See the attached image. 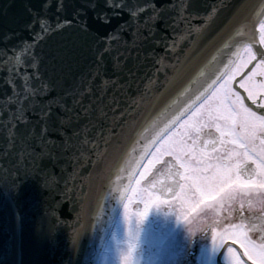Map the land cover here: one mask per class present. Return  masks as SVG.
<instances>
[{"label":"snow or ice","instance_id":"1","mask_svg":"<svg viewBox=\"0 0 264 264\" xmlns=\"http://www.w3.org/2000/svg\"><path fill=\"white\" fill-rule=\"evenodd\" d=\"M259 7L264 15V0ZM169 12L176 16H169ZM27 13L26 37L20 38L15 31L0 33V182L10 178L11 191L21 175L39 177L57 199L68 195L67 183L65 191H56L58 172L66 170L67 161L78 162L84 145L97 146L89 136L100 127L101 120L107 123L109 111L115 114L120 110L116 94L127 95L139 84L137 73L144 60L152 57L156 64H162L169 53H175L177 18L202 19L194 31L207 38L216 9L199 17L195 0H83L79 4L75 0H55V4L53 0H41L39 10L29 7ZM238 35L239 28H235L227 34L221 30L208 39L213 51L195 70L164 65L173 73L155 91L147 117L142 122L125 119L140 107L144 100L141 95L131 105L133 112L121 111L107 128L108 135L103 137L101 129L97 137L105 144L115 141L117 145L122 140L135 144L150 138L153 145L163 140L158 152L164 149V154L175 156L183 169V173H177L180 180L190 181L201 196L223 191L224 187L264 189V48L254 51V45L245 46L243 56L237 48L232 53L237 59H229L223 70L217 67L211 73L215 79L209 76L211 83L200 90L205 70L231 51ZM57 36L62 38L53 41ZM259 42L264 45V21L259 25ZM157 48H163L164 54L159 55ZM145 49L150 50L145 53ZM185 56H191V51ZM130 58L137 61L132 67H128ZM185 71L191 72L187 79H183ZM237 78L238 88L246 96L234 90ZM170 89H175L171 95ZM110 91L114 94L107 104L101 103ZM108 104L115 107L108 108ZM206 127L214 128L217 137L201 142ZM174 128L177 132H172ZM190 130L196 139L188 134ZM177 133L180 138L172 143ZM226 144L234 146L227 155H213L224 150ZM10 156L14 157L11 167L4 163ZM241 156L243 165L251 161L255 167L245 171L240 162L232 163L234 157ZM152 163L149 160L148 167ZM147 171L146 167L141 178ZM124 208L128 219V204ZM148 208L145 203L137 217L142 219ZM244 227L230 225L219 243L213 231V250L227 247L235 264H264V236L257 244ZM255 230V225L248 229ZM228 237L231 243L239 244L241 251L225 244ZM129 248L131 251V244Z\"/></svg>","mask_w":264,"mask_h":264},{"label":"water","instance_id":"2","mask_svg":"<svg viewBox=\"0 0 264 264\" xmlns=\"http://www.w3.org/2000/svg\"><path fill=\"white\" fill-rule=\"evenodd\" d=\"M176 2L179 3L180 0ZM261 2L262 0H195L199 17L216 9L209 36L202 38L194 31L203 23L202 19L177 18L174 38L178 47L175 53H169L162 64H156L152 57L143 61L137 73L139 84L127 95L116 94L120 110L115 114L109 111L107 123L101 120L100 127L89 136V140L94 141L97 146L93 148L91 143L84 145L78 162L67 161L66 170L58 172L59 184L56 191H65L67 183V196L55 199L39 177L27 178L21 175L20 180L16 181L18 186L11 191L10 178L0 182V264H93L109 214L143 147L150 142L149 138L135 144L127 140H122L119 145L115 141L105 144L104 139L97 137L96 133L103 129L102 136L106 137L107 128L112 125L113 120L120 117L121 111L133 112L131 105L141 95L144 100L140 107L135 110L134 115L125 119L142 122L152 111L155 91L161 89L168 77L172 76L173 69L164 65H175L177 70H195L213 51L208 46V39L221 30L227 34L239 28V35L231 51L205 70V75L200 78V84L203 85L201 91L211 83V79H215V75L211 73L217 67L223 70L229 59L235 58L232 53L237 48L240 50L245 44L254 45L255 50L262 48L257 30L258 23L264 20L259 7ZM75 3H83V0H75ZM40 6L41 0H0V33L15 31L20 34V38L26 37L24 25L30 19L27 9L31 7L39 10ZM169 16H176V13L169 12ZM168 35L172 38L171 32ZM61 38L53 37V41ZM2 46L0 43V47ZM149 50L144 51L146 53ZM188 51H191V56L186 57L185 53ZM156 52L163 55L164 49L157 48ZM136 62L130 58L128 67ZM189 75L191 72L185 71L183 79H187ZM174 91L175 89H170L169 95ZM113 94L110 91L101 103L107 104ZM112 107L115 105L108 104V108ZM93 119H96V113L93 114ZM4 163L11 167L14 157L10 156ZM161 172L162 168H158L155 174L159 176ZM140 206L138 204L137 209Z\"/></svg>","mask_w":264,"mask_h":264},{"label":"flooded vegetation","instance_id":"3","mask_svg":"<svg viewBox=\"0 0 264 264\" xmlns=\"http://www.w3.org/2000/svg\"><path fill=\"white\" fill-rule=\"evenodd\" d=\"M243 55L244 50L240 56ZM238 83L239 78L233 82L234 90L246 96V93L238 88ZM245 103L251 106L250 101L245 100ZM183 131L181 129L180 133ZM172 132H177V129H172ZM180 133L172 138V143L179 140ZM203 133H207L206 139L217 137L214 128H204L201 132L202 140ZM188 134L192 139H196L193 130ZM167 138L166 136L164 139ZM167 147L168 145H165V148ZM233 148V145L226 144L224 150L213 155H227V151ZM152 161L150 167L149 160L145 162L142 172L146 167L148 171L141 178L144 191L148 193L144 192L148 200L145 203L149 205L147 222L143 226L146 235L142 244L134 249L132 256L125 257V264H235L227 253V247L214 251L212 246L213 231L219 243L221 235L230 225L243 224V230L249 238L257 244L261 242L260 237L264 236L261 227L264 226V189L233 186L224 187L223 191L213 190L210 195L201 196L190 181L180 180L177 173H183V169L179 168L175 156L164 154L163 149L160 157ZM242 161V156L234 157L232 163L240 162L245 171L255 167L251 161H248L246 166ZM163 163L165 164L162 166ZM192 163L195 165V161ZM159 164L162 166V172L159 178L153 177L152 173ZM181 184L185 185L183 189ZM138 204L141 205V210L143 206L139 201L134 208L138 210ZM252 225L256 226V230L249 232L248 229ZM225 244L237 252L241 251L238 243H231V237L225 240Z\"/></svg>","mask_w":264,"mask_h":264},{"label":"rangeland","instance_id":"4","mask_svg":"<svg viewBox=\"0 0 264 264\" xmlns=\"http://www.w3.org/2000/svg\"><path fill=\"white\" fill-rule=\"evenodd\" d=\"M163 143L164 141L160 142V144ZM160 144H157L158 146L156 147V150L154 154L151 156L152 158L150 160L160 157L163 150L161 149L158 152V149H160ZM137 181H139V183L134 182L132 189L127 196V199L125 200V203H123V205L120 206L121 207L120 215L112 236L107 239V245H106L107 251L105 252L102 264H114V263L125 264L126 262L125 257L130 258V256H132V253H134V249L137 248L139 245H141L143 239L145 238L146 231H144L143 226L147 222L148 212L146 215L143 216L142 219L137 217V213L144 209L143 207L145 201H148L146 200L147 199L146 194L148 193L144 191V187L142 186L141 176ZM138 201L142 203L143 207L141 208V210H135L134 208L135 204ZM125 204H128L129 206L128 219L125 218V208H124ZM130 244L132 245L131 251L129 248Z\"/></svg>","mask_w":264,"mask_h":264},{"label":"bare ground","instance_id":"5","mask_svg":"<svg viewBox=\"0 0 264 264\" xmlns=\"http://www.w3.org/2000/svg\"><path fill=\"white\" fill-rule=\"evenodd\" d=\"M157 146H158V145H157ZM157 146H156V147H157ZM156 147H155V149L151 152V154L149 155L148 159L146 160V163L148 162V160H150L151 156L154 154V152H155V150H156ZM146 163H145V164H146ZM145 164H144V166H145ZM144 166H143V168H144ZM143 168H142V169H143ZM141 171H142V170H141ZM109 240H110V239H109ZM103 257H104V255H103ZM102 261H103V259H102ZM102 261H101V264H102Z\"/></svg>","mask_w":264,"mask_h":264}]
</instances>
